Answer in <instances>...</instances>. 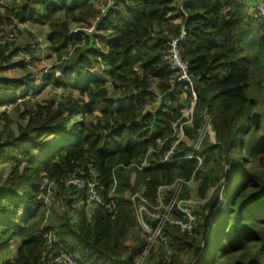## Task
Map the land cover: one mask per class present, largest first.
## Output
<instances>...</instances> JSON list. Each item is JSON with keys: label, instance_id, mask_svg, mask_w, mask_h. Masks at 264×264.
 <instances>
[{"label": "trees", "instance_id": "obj_1", "mask_svg": "<svg viewBox=\"0 0 264 264\" xmlns=\"http://www.w3.org/2000/svg\"><path fill=\"white\" fill-rule=\"evenodd\" d=\"M107 4L0 0V249L18 244L2 264H51L61 251L79 264H134L147 239L132 197L143 191L156 206L161 187L193 176L205 203L191 209V231L166 223L167 244L144 264H264V20L238 0H113L96 24ZM182 4V57L197 94L189 125L192 89L175 85L164 60ZM10 34L16 40L4 42ZM43 44L48 73L37 63ZM205 114L216 144L207 137L195 149ZM182 124L175 160L162 164ZM159 141L162 151L149 154ZM71 178L98 181L106 202L115 189V209L65 188ZM53 187L65 211L49 203ZM220 198L226 205L214 216ZM170 219L188 222L178 207Z\"/></svg>", "mask_w": 264, "mask_h": 264}, {"label": "built area", "instance_id": "obj_2", "mask_svg": "<svg viewBox=\"0 0 264 264\" xmlns=\"http://www.w3.org/2000/svg\"><path fill=\"white\" fill-rule=\"evenodd\" d=\"M113 0H108L107 6H103L100 11L99 15L96 18L95 23H99L104 20L107 16L108 9L111 5ZM187 1H194V0H187ZM182 16L179 19V24L182 26L180 33L178 35H168L167 42H168V50L164 55V60L168 63L170 70L174 72L177 76V81L175 85H186L192 89V101L190 105L183 111V117L185 118L186 122L184 124L189 125L192 124L193 121V114L194 109L197 103V94L194 91V82L192 76L190 74V64L189 62L185 61L182 57V46L187 41L188 38V27H187V20L188 15L184 11L183 4L181 6ZM247 14L250 19L261 21L264 20V0H259L258 2H254L248 4L247 6ZM88 32L92 35H99L100 33L95 29L93 26L92 28L88 29ZM75 32H73L74 34ZM15 39L14 34H10L9 38L3 40L4 42L13 41ZM174 126V133L178 138L174 146L170 151H168L164 157L160 160L162 164L165 163H172L174 162L173 151L175 147L184 139V131L183 125ZM212 129L211 126V117L208 114L204 115V125L202 130H200V136L197 142L194 144L195 149H200L204 137L206 133ZM213 130V129H212ZM213 132V137L215 138V133ZM214 144L216 141L214 140ZM164 142L159 141L158 146L155 149H151L149 154L153 153H160L163 149ZM189 158V157H187ZM199 160V166L202 165V158L197 157ZM149 161L146 159L142 160L141 166L138 168L147 167ZM197 182L196 177L193 178L189 182H185L181 179L177 180L172 186L161 187L159 191V199L157 201V205L153 206L149 203V201L144 197L143 191L137 192L133 197L132 201L135 205L138 220L141 226V229L144 232V236L146 237L147 245L145 249L142 251L141 255L136 259L134 264H144L151 252V250L155 247L158 243L167 244V239L162 234V230L166 223L170 224H177L182 227L184 230L191 231L192 229V222L194 220L193 215L185 210V207H182L179 201L180 194L182 193L185 186H190ZM64 187L69 190H74L76 192L85 193V198L89 204H94L98 206L106 207L110 210H114L116 207L114 201V191L112 190L109 201L106 202L101 194V185L96 180H86L83 178H71L64 181ZM168 190L170 195L168 196V202L166 203L164 200L165 198L162 197V192L164 190ZM177 204V206H176ZM175 207H178L184 214L188 217V222H180V221H173L170 219V215ZM152 218L156 226L152 227L148 221V218ZM51 264H79L77 259L73 257L71 254L61 251L57 255L54 256L53 261Z\"/></svg>", "mask_w": 264, "mask_h": 264}, {"label": "rangeland", "instance_id": "obj_3", "mask_svg": "<svg viewBox=\"0 0 264 264\" xmlns=\"http://www.w3.org/2000/svg\"><path fill=\"white\" fill-rule=\"evenodd\" d=\"M238 1H240V2L243 1V2H245L247 4L248 2L251 3L252 1H259V0H238ZM15 40H16V38H15ZM15 40H13V41H15ZM25 40L26 39H24L23 37L19 38L20 42H25ZM48 53H49V51H48L47 46L43 44L40 52L37 54V63L40 64V67H41V69L43 70L44 73H48V71H51L53 69L52 64L49 63L47 61V58H46V55ZM18 57H21V54ZM12 60L15 63L16 62L18 63V61H19V59H17V58H13ZM52 61L55 63V59H52ZM152 108L157 109L158 108V103L154 104ZM1 111H5V110L2 109V110H0V112ZM10 113H12V116L15 119L17 118V115L15 113H13L12 110L10 111ZM14 129L17 130V127H14ZM212 131L213 130L210 128V130L206 133L204 139L209 137L211 139L212 143H214L215 138L213 137L214 134H213ZM224 183L226 185L227 181L225 180ZM198 186H199V182H195V184L188 186L187 187L188 190H189L188 197L185 198L184 200H180L179 199V201H177L178 203L181 204L182 207H185L184 208L185 210H187L190 213H191V209H194L195 207L199 206L200 204H204L205 203V201H200L199 198L197 197ZM53 189L54 190L51 192L50 196L48 197L49 203H52V206L56 207L57 210L65 211L66 210V208H65L66 206H65V203H64V198H65L64 195L60 192V190H57L54 187H53ZM169 195H170V192L167 189L162 192V197L163 198H168ZM67 196L70 197V195L68 193H67ZM218 203H217L218 205H216V207L214 209V216L220 215V213H218L216 210L219 207L224 208L225 205H226V201H225L224 198L223 199L220 198ZM176 206H177V204H176ZM17 245L18 244L16 242H14L11 245H9L8 247L0 249V264L15 258L16 251H17ZM146 245H147V241H146ZM145 247H144V249H145Z\"/></svg>", "mask_w": 264, "mask_h": 264}, {"label": "crops", "instance_id": "obj_4", "mask_svg": "<svg viewBox=\"0 0 264 264\" xmlns=\"http://www.w3.org/2000/svg\"><path fill=\"white\" fill-rule=\"evenodd\" d=\"M254 2H258V1H252L251 3H254ZM249 4H251L250 2H248ZM179 21V20H178Z\"/></svg>", "mask_w": 264, "mask_h": 264}]
</instances>
